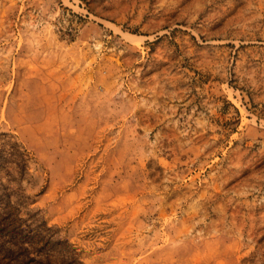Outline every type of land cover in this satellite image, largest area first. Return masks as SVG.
<instances>
[{"label": "rangeland", "instance_id": "rangeland-1", "mask_svg": "<svg viewBox=\"0 0 264 264\" xmlns=\"http://www.w3.org/2000/svg\"><path fill=\"white\" fill-rule=\"evenodd\" d=\"M0 198L80 264H264V0H0Z\"/></svg>", "mask_w": 264, "mask_h": 264}, {"label": "trees", "instance_id": "trees-1", "mask_svg": "<svg viewBox=\"0 0 264 264\" xmlns=\"http://www.w3.org/2000/svg\"><path fill=\"white\" fill-rule=\"evenodd\" d=\"M0 198V264H80L76 250L53 226L42 219L21 216L33 208Z\"/></svg>", "mask_w": 264, "mask_h": 264}]
</instances>
